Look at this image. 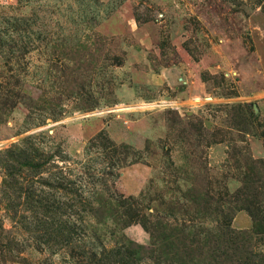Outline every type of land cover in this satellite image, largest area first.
Segmentation results:
<instances>
[{
	"label": "rangeland",
	"instance_id": "rangeland-1",
	"mask_svg": "<svg viewBox=\"0 0 264 264\" xmlns=\"http://www.w3.org/2000/svg\"><path fill=\"white\" fill-rule=\"evenodd\" d=\"M262 225L264 0H0V264H264Z\"/></svg>",
	"mask_w": 264,
	"mask_h": 264
},
{
	"label": "trees",
	"instance_id": "trees-1",
	"mask_svg": "<svg viewBox=\"0 0 264 264\" xmlns=\"http://www.w3.org/2000/svg\"><path fill=\"white\" fill-rule=\"evenodd\" d=\"M31 210H33V209H31ZM49 210H51V208H44L43 209V213H42V216L44 217V216H46L47 214V212L49 211ZM35 212H36V210H34ZM21 217H23V216H21ZM33 218V222L32 221H30V223L29 222H27V223H29V224H33L34 223V225H33V227H35V229H37L38 227H36V225L39 223V221L37 220V216H36V213L35 214H33V216H32ZM41 220H42V217L40 218ZM43 221V223L44 224H46V222H48L47 220H42ZM26 222V221H25ZM50 225H52V224H50ZM258 224H257V222L255 223V220H254V228L257 226ZM72 226L74 227V224H72ZM263 225H262V232H264V229H263ZM43 229H45V227H43ZM60 230V229H59ZM71 231H73V230H71L70 229V233H71ZM74 233H76V232H74ZM176 246H182V248L183 247H187V244L185 243V242H181V243H179V242H177V244H176ZM188 246H191L190 244H188ZM197 248V247H196ZM195 247L194 248H192L193 250H195L196 249ZM111 250V252H112V250L113 249H109L108 250V252ZM133 250H134V245H132V242H131V246L130 247H128V245H121V246H118V247H116V251H115V253H117V254H120V258H119V260L120 261H122V263H124V264H127L128 262H129V264H133V263H131L130 262V260H129V256H131V253L133 252ZM188 250V251H187ZM188 252L190 253L191 252V249H189V247H187L186 249H184V254L183 255H180L179 256V260L178 261H180V262H178L179 264H184L183 262L184 261H186V260H184V257H186V258H188V257H191V255L190 254H188ZM90 257H89V263L90 264H104V261L102 260V258H104L105 256H103L102 258H96V253L95 252H90ZM190 255V256H189ZM184 256V257H183ZM211 260H212V258H211ZM155 264H159V262L157 263V261H158V259H155ZM191 261V260H190Z\"/></svg>",
	"mask_w": 264,
	"mask_h": 264
}]
</instances>
